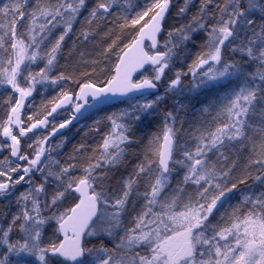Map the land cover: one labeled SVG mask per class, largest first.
<instances>
[{
  "label": "snow or ice",
  "instance_id": "1",
  "mask_svg": "<svg viewBox=\"0 0 264 264\" xmlns=\"http://www.w3.org/2000/svg\"><path fill=\"white\" fill-rule=\"evenodd\" d=\"M0 264H264V0H0Z\"/></svg>",
  "mask_w": 264,
  "mask_h": 264
},
{
  "label": "rangeland",
  "instance_id": "2",
  "mask_svg": "<svg viewBox=\"0 0 264 264\" xmlns=\"http://www.w3.org/2000/svg\"><path fill=\"white\" fill-rule=\"evenodd\" d=\"M84 123L91 124V121H85ZM77 129H79V132H77ZM88 130H89L88 128H81L78 126L76 129L73 130V132H71V134L69 133L68 135H71L73 137V142H74L76 137H78V139H80L81 137H83V135L86 132H88ZM153 131H156V129L153 128Z\"/></svg>",
  "mask_w": 264,
  "mask_h": 264
},
{
  "label": "water",
  "instance_id": "3",
  "mask_svg": "<svg viewBox=\"0 0 264 264\" xmlns=\"http://www.w3.org/2000/svg\"><path fill=\"white\" fill-rule=\"evenodd\" d=\"M82 122V121H81ZM75 125H77L75 122H74Z\"/></svg>",
  "mask_w": 264,
  "mask_h": 264
}]
</instances>
